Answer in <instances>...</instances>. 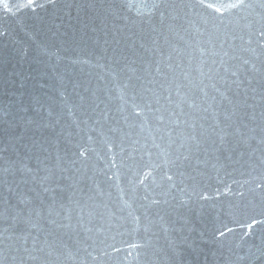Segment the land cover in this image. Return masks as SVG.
<instances>
[{
  "label": "water",
  "instance_id": "water-1",
  "mask_svg": "<svg viewBox=\"0 0 264 264\" xmlns=\"http://www.w3.org/2000/svg\"><path fill=\"white\" fill-rule=\"evenodd\" d=\"M4 3L0 264H264V0Z\"/></svg>",
  "mask_w": 264,
  "mask_h": 264
},
{
  "label": "snow or ice",
  "instance_id": "snow-or-ice-1",
  "mask_svg": "<svg viewBox=\"0 0 264 264\" xmlns=\"http://www.w3.org/2000/svg\"><path fill=\"white\" fill-rule=\"evenodd\" d=\"M0 4H3L4 11H8V6L6 3H4V0H0ZM211 7V5H209ZM25 8H32V10H35V0H21V9ZM219 11V9H217Z\"/></svg>",
  "mask_w": 264,
  "mask_h": 264
}]
</instances>
